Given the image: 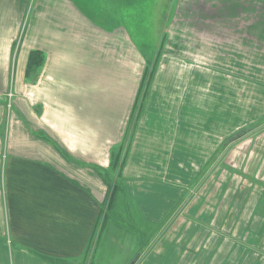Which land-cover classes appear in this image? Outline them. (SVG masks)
<instances>
[{
	"label": "crops",
	"instance_id": "crops-1",
	"mask_svg": "<svg viewBox=\"0 0 264 264\" xmlns=\"http://www.w3.org/2000/svg\"><path fill=\"white\" fill-rule=\"evenodd\" d=\"M137 4L0 0V264H96L129 206L163 228L135 264H264V128L234 137L264 120V0H181L145 36Z\"/></svg>",
	"mask_w": 264,
	"mask_h": 264
},
{
	"label": "rangeland",
	"instance_id": "rangeland-1",
	"mask_svg": "<svg viewBox=\"0 0 264 264\" xmlns=\"http://www.w3.org/2000/svg\"><path fill=\"white\" fill-rule=\"evenodd\" d=\"M131 1H135L138 4L132 7H128L127 9L125 8L126 12H124V25L129 30L135 29L139 34H142L144 36L146 34H155V35L158 34L160 26H163V24H165V29H166L167 26L174 21L176 14L179 12V6L181 2V0H131ZM175 12L176 14H174ZM157 13H159L160 15H157ZM167 34L168 32L163 34V37L167 38ZM139 49L144 53L145 60L148 59L149 54H154L155 51L158 50V48L156 47H139ZM154 64L155 63L152 62L149 63L148 66L152 67ZM155 65L157 66V64ZM255 65H256V70L254 71V75L257 81L255 85L257 90V97L260 96L263 97L264 89H262L260 86L261 85L264 86V62H262L261 64L256 63ZM156 66H154L155 69ZM241 80L243 81L244 79L242 78ZM230 113H232V111H230L229 113H224L225 119H226V115H229ZM234 114L236 115V122L240 123V119H238V115L236 113ZM193 116L194 119H196L198 118L199 114L197 112H194ZM249 126H251V124L245 125L243 127L244 129H242V131L240 132H238L239 130L238 131L236 130L237 132L235 133L234 137H239V138H236L235 141H239V140L241 141L245 139L249 133L263 129L264 120L259 121L253 127H249ZM226 148L227 146L225 145L224 150H226ZM220 155H222V153H220ZM213 166L214 165H212V167ZM109 178L112 182L110 189L113 190L115 181L113 177L110 176ZM190 194L191 193L189 189L184 190L182 198L178 201V206L176 208V211L179 207H182L189 202ZM126 201L131 202L128 196L124 197V203H126ZM110 209L111 208H109V210ZM105 210H107V208H105ZM176 211L174 210L171 216H173V214L175 215ZM135 213L136 212L134 207L131 206L124 207V230L126 231V232L124 231V239L117 241L116 233L114 231L111 232L112 229H108V231L104 234L102 240L103 246H101L100 252L96 256L97 257L96 264H135L137 261L136 259H138L139 256L142 257L143 253L148 250L150 244L153 242V238L160 236L162 234L161 229L163 228H161L158 225L145 226V227L142 226L141 223L136 219ZM108 218H111L110 213ZM108 222L110 221H106V226L108 225ZM87 264H92L91 258L87 261Z\"/></svg>",
	"mask_w": 264,
	"mask_h": 264
},
{
	"label": "trees",
	"instance_id": "trees-1",
	"mask_svg": "<svg viewBox=\"0 0 264 264\" xmlns=\"http://www.w3.org/2000/svg\"><path fill=\"white\" fill-rule=\"evenodd\" d=\"M42 61L41 54L39 52H33L30 57V63L28 68V74L33 72L34 67L40 66ZM153 78V74H152Z\"/></svg>",
	"mask_w": 264,
	"mask_h": 264
}]
</instances>
